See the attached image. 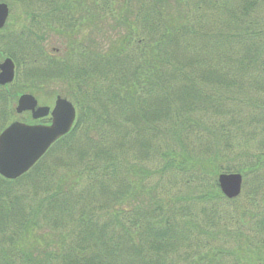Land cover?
<instances>
[{
	"label": "trees",
	"instance_id": "1",
	"mask_svg": "<svg viewBox=\"0 0 264 264\" xmlns=\"http://www.w3.org/2000/svg\"><path fill=\"white\" fill-rule=\"evenodd\" d=\"M92 1L40 3L66 58L24 61L31 81L68 85L77 120L51 161L0 175V264H264V209H238L241 195L217 184L236 172L242 190L264 187V0ZM84 20L93 36L78 40ZM23 36L8 38L44 56ZM240 219L254 220L252 235L230 230ZM32 227L56 242L20 250ZM230 238L231 249L203 251Z\"/></svg>",
	"mask_w": 264,
	"mask_h": 264
},
{
	"label": "rangeland",
	"instance_id": "2",
	"mask_svg": "<svg viewBox=\"0 0 264 264\" xmlns=\"http://www.w3.org/2000/svg\"><path fill=\"white\" fill-rule=\"evenodd\" d=\"M4 1H8V0H4ZM120 1H125V0H120ZM10 4V14L7 20V23L5 25V27L2 29V32H0V37H2L5 33H7L5 35V39H4V48L7 49L9 52H13L12 54L18 59L20 60V63H22L23 65V69H22V76L21 79L25 80L28 79L26 81H22L21 82V88H19V91L21 92H26V91H32V92H36L38 93L37 99L39 104L41 105H49V106H53L55 97L57 94L61 95V96H67V94L69 96H71V91L70 89L67 87L68 85H64V84H59V80L57 79H51L49 81V79L41 81V82H36V81H31V80H35L33 78H30L29 76V71H30V66L27 63V65L25 64L24 61L25 59H34L37 60L38 62H40L39 64H41V59L44 63V65L42 66V68H46V69H50L52 67H54V63H52L51 61L55 62L54 60H48L46 55H48V53L53 52V49H56V56H58L57 58H66V51H65V43H62L63 37L60 34H54L53 31L56 28V24L52 23V31H49L47 28H42L43 25L46 26V23L43 24V18L41 17V9H43L40 6V3H45V0H9ZM8 2V3H9ZM77 4L80 5H87L88 9L90 8L91 3L93 2L92 0H76ZM42 3V4H43ZM57 3V0H56ZM82 9L84 10L83 6ZM36 12V13H35ZM75 12V11H74ZM77 14H80V9L77 8ZM84 15V14H83ZM79 16V15H78ZM89 20H84V22H82L81 26H79L76 30V34L79 39H83L84 37H88L91 33V37L93 36V30H88L87 28V22ZM62 23H65L62 22ZM49 25V24H48ZM76 27V26H74ZM51 28V26H50ZM65 28V26H64ZM63 28V29H64ZM94 28V27H92ZM105 31V30H104ZM10 32V33H9ZM55 32V31H54ZM106 32V31H105ZM24 33L27 37H24L25 39H30L29 40V45H31V51L38 53L39 52V48L38 45L39 44L42 48L43 51L45 52V55L42 56L40 58V56L38 54H26L24 52L23 49L19 48L20 45L13 43L12 40H10L8 38L9 35H17V34H21ZM57 35V36H56ZM42 38V39H41ZM41 39V40H40ZM106 40V39H105ZM78 43V42H77ZM81 45V44H80ZM0 49H3L2 45H1V40H0ZM82 49L78 50V54L79 51H81ZM77 57V56H76ZM4 58L3 54H0V60ZM22 61V62H21ZM67 93V94H66ZM70 100H72V102H74L75 100L72 99L71 97H69ZM3 103V101H2ZM14 104H15V98H10L9 101H5V108L4 111L7 110V113H5V116L8 115L9 117L5 120H8L6 123L5 120L2 121L0 120V131L3 128V126L5 124H7L8 122H10L13 118L16 120H22L23 118H25L24 114L22 115H18L16 116L13 108H14ZM4 117V116H3ZM250 129V128H248ZM256 145V144H254ZM61 147L58 146L56 147V154L58 153L59 149ZM246 148H249L248 144H246ZM55 150V147H54ZM250 154H257L259 152V150H257V146L255 148L250 147ZM56 154H54V156H57ZM47 159H45L46 162H49L52 160V157L47 156ZM263 169L259 170L258 172L261 173L264 176V166L262 167ZM254 174V173H253ZM252 174V175H253ZM252 179V178H251ZM249 187L251 188H246V190L242 191L241 196L238 199V209H241V207L243 206H251L253 204L255 205H259L258 207H260L261 209L263 207L264 204V187L259 188L257 187V193H254V184H252V180L249 182ZM252 200H255L256 203H253ZM250 210H248L249 215L250 212L254 213L256 212L258 209L254 206L249 207ZM235 216H240L237 212H235ZM237 214V215H236ZM242 222L245 221V219H240ZM249 223H244L243 225H239V223L241 222H234V225L230 224V230H237L238 227H240L241 230H243V232H245L247 235H252L255 230L253 229L256 225V223L254 222V220H249ZM217 228V229H216ZM30 231L27 235V237H25V240L23 241V243L19 244L22 251H24V249L28 246L31 245H35L38 249H40L41 247H43L45 245L46 242L49 241V245L51 244V242H56V236H58V234H56V232H50L49 235L50 236H44L43 237V232L41 231V229H36V228H29ZM214 231L213 232H217V230H220L221 232V227H218V225H216L215 227H213ZM223 234V233H222ZM264 236V233H262ZM262 234H257L256 237L257 239L262 238ZM40 235V236H39ZM221 236V234L219 235ZM244 242V239H241V243ZM28 245V246H27ZM235 246V242L233 238H230L228 242H226L224 239L220 240V241H210L209 243H206V245L203 247V251H208L210 249H216V248H226V249H231ZM56 249V246L52 249L54 250ZM191 255H193V253H190V257ZM229 256V255H228ZM19 255H17L16 257V261L18 260ZM225 259H227V257H225ZM237 260L241 261L242 263H244L246 260L243 257V254L238 255V258H236ZM15 261V263H16ZM182 263V262H181ZM192 264V263H190Z\"/></svg>",
	"mask_w": 264,
	"mask_h": 264
},
{
	"label": "water",
	"instance_id": "3",
	"mask_svg": "<svg viewBox=\"0 0 264 264\" xmlns=\"http://www.w3.org/2000/svg\"><path fill=\"white\" fill-rule=\"evenodd\" d=\"M8 15L6 4L0 3V28L4 25ZM0 84L13 79V63L5 59L0 64ZM36 106L32 95L23 94L18 100L17 112L31 110L33 118L45 116L48 107ZM51 124L28 125L14 121L0 133V174L8 179L21 176L29 170L47 151L50 145L59 137L66 134L72 127L75 119L73 105L58 96L50 112ZM218 185L227 198L236 197L241 191L242 178L238 173H222L218 176Z\"/></svg>",
	"mask_w": 264,
	"mask_h": 264
},
{
	"label": "flooded vegetation",
	"instance_id": "4",
	"mask_svg": "<svg viewBox=\"0 0 264 264\" xmlns=\"http://www.w3.org/2000/svg\"><path fill=\"white\" fill-rule=\"evenodd\" d=\"M22 113H25L27 117L30 115V112L29 111H24Z\"/></svg>",
	"mask_w": 264,
	"mask_h": 264
}]
</instances>
